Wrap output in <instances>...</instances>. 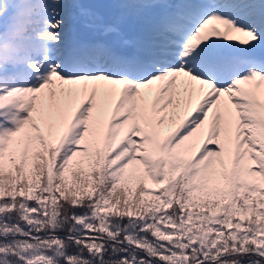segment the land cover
I'll list each match as a JSON object with an SVG mask.
<instances>
[{
    "label": "snow or ice",
    "instance_id": "6c2138e0",
    "mask_svg": "<svg viewBox=\"0 0 264 264\" xmlns=\"http://www.w3.org/2000/svg\"><path fill=\"white\" fill-rule=\"evenodd\" d=\"M0 264H264V0H0Z\"/></svg>",
    "mask_w": 264,
    "mask_h": 264
}]
</instances>
